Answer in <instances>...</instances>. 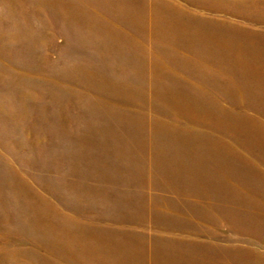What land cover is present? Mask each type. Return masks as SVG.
<instances>
[{
	"label": "rangeland",
	"instance_id": "rangeland-1",
	"mask_svg": "<svg viewBox=\"0 0 264 264\" xmlns=\"http://www.w3.org/2000/svg\"><path fill=\"white\" fill-rule=\"evenodd\" d=\"M0 264H264V0H0Z\"/></svg>",
	"mask_w": 264,
	"mask_h": 264
}]
</instances>
